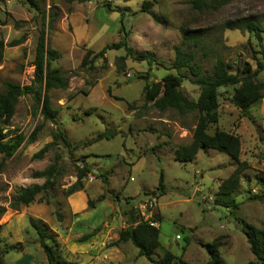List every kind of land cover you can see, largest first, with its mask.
Listing matches in <instances>:
<instances>
[{
    "label": "rangeland",
    "instance_id": "374dc122",
    "mask_svg": "<svg viewBox=\"0 0 264 264\" xmlns=\"http://www.w3.org/2000/svg\"><path fill=\"white\" fill-rule=\"evenodd\" d=\"M36 1L40 11L27 0H0V90L6 79L19 84L31 81L35 38L42 22L46 44L59 53L50 65L59 68L67 85L48 89L56 123L43 119L30 94L23 93L9 124L3 128L10 134L20 132L24 138L11 155H0V204L5 206L0 215V235L7 243L23 239L19 241L21 250L3 252L2 264H47L42 249L32 240L35 233L28 216L40 218L53 230L58 242L56 254L71 264H154L137 255L130 241L111 244L120 224L105 235H99L104 228L99 224L94 236L65 237L64 224L70 215L63 188L75 179L76 165L82 164L89 170L81 189L94 204L82 212L81 222L71 227L73 232H87L108 219L110 202L118 206L117 212L138 198L148 197L161 173L163 191L153 195L152 218L158 225L160 244L153 250V257L159 259L166 249L173 254L171 264H202L207 259L204 243L213 241L222 264H246L252 255L240 219L264 227V96L252 102L247 115H243L226 98L230 87L220 88L218 119L206 127L207 133L218 127L239 137L238 158L246 163L233 192L237 205L230 207L216 203L214 196L218 183L235 167L234 159L201 145L192 159H175L174 147L190 140L195 112L154 107L144 98L143 84L160 80L165 73L176 74L180 78L178 87L187 98L195 99L198 86L189 81L187 67L169 66L173 46L183 37L181 28L198 33L200 43L205 45H192L191 37L183 44L193 52L201 71H210L215 52L230 69L238 70L245 61L255 67L254 59L260 56L255 37L237 28L220 29L219 23L225 17L236 16L254 17L264 23V0H229L216 9L202 11L193 9L189 0H150L149 8L156 18L142 10L144 0ZM19 37H23L20 42L9 44ZM122 38L134 54L150 52L156 62L135 59L121 45L92 57L105 44ZM87 49L91 51L87 59L92 60L80 64ZM258 77H264V69ZM35 124H40L35 139L27 141ZM56 124L70 141V150L58 140L41 157H33L34 151L53 140ZM107 130L114 133L83 143ZM55 153L59 154L61 171L46 195L49 201L34 198L18 209L7 206L16 186L42 181L41 177H31L30 172L53 161ZM100 174L106 175L111 192L95 200L104 188Z\"/></svg>",
    "mask_w": 264,
    "mask_h": 264
},
{
    "label": "trees",
    "instance_id": "16d2710c",
    "mask_svg": "<svg viewBox=\"0 0 264 264\" xmlns=\"http://www.w3.org/2000/svg\"><path fill=\"white\" fill-rule=\"evenodd\" d=\"M70 2L72 0H66ZM86 1V0H76ZM229 0H189V4L196 10L216 9L220 5ZM28 4L36 10L40 11L39 3L36 0H27ZM150 0H144L142 10H145L151 17L156 18L155 12L149 8ZM108 5V3H107ZM43 18V12L41 11ZM51 21V17L49 18ZM220 29L237 28L239 30L247 31L252 34L258 44V51L260 56L255 57V67L247 61L238 70L229 68L228 63L217 52L213 53V60L211 62V69L209 72H203L199 69L198 64L194 61V54L191 50L186 49L183 44H186L188 37L192 38V45L198 47H205L200 43L201 37L194 31L188 32L182 30V40L180 44H175L174 56L170 61L169 66L172 68H179L186 66L189 72V81L198 86V92L194 100L186 97L184 92L176 87L179 84V76L176 74L165 73L160 80H153L151 83L145 82L143 84V92L145 100H151V104L158 108H174L179 113L194 111L195 120L191 128L190 140L187 143L180 144L173 149V156L180 161L190 160L195 156L198 147H213L230 155L235 161L233 170L218 183L214 200L216 203H221L225 206L235 207L236 201L233 197V192L239 182V174L245 160L238 158L239 154V137L237 134L214 127L212 133L206 132V127L210 123H215L218 119V97L222 94L220 88L226 89L230 87V91L226 98L238 109L241 114L247 115L248 106L264 96V77H258V73L264 69V23L260 22L254 17L250 16H236L225 17L219 23ZM23 37L15 38L9 44H15L22 40ZM123 46L126 53L135 59H143L148 63L156 62V59L150 52H140L134 54L131 47L122 38L116 43L105 44L93 56L101 54L106 48ZM188 46V45H186ZM2 49V40L0 39V54ZM91 51L87 49L80 61V64L91 62L92 57L87 59ZM205 54L206 50L203 49ZM58 51L46 44L43 22L37 30L35 44L32 57V77L29 83L19 84L12 80H3L2 89L0 90V155L7 157L11 155L14 150L22 142L24 136L20 132H13L12 134L4 130V126L9 124L10 117L14 111L15 103L19 95L29 93L33 99L35 110L39 112L43 119H48L56 123L55 112L56 109L51 106L48 89L49 88H64L67 85V80L63 76L58 67L51 66L50 61L57 58ZM40 124H35L27 136V141L35 139L37 130ZM114 133V130H107L97 133L90 139L83 141L84 144H89L91 140L101 137H109ZM52 141L45 142L36 151L32 153L33 157L39 158L51 144L56 141H61L68 150L71 148L70 141L66 138L64 132L55 125V132L52 133ZM59 154L55 153L54 160L46 164L40 169H34L30 172L31 177L43 178L41 182H33L27 185H18L10 194L7 206L12 209H18L20 205L30 203L34 198L37 201H49L47 194L51 193L54 185L57 183V177L60 174L61 167L57 162ZM75 179L63 188L64 196L69 193L81 189L83 186L82 179L89 167L85 164L76 165ZM102 182L104 183L103 190L96 195L95 200L105 197V194L111 192L107 186L106 175L100 174ZM162 175L159 174L157 185L150 192V195H159L163 191ZM39 195V196H37ZM115 199L118 198L117 193L113 195ZM124 201L129 202L127 198ZM94 201L87 199L86 207L93 206ZM5 206L0 204V215L4 212ZM121 215H124L125 225L117 229L116 237L111 241V244L118 242L130 241L136 248L137 255H143L154 264H171L173 254L164 250L159 259H155L152 255L153 250L158 247V225L151 224L146 219H142L132 208L131 205H126L121 208ZM151 219H153L151 217ZM150 219V220H151ZM155 220V218L153 219ZM241 230L244 234L245 240L248 244V249L252 255L246 264H264V227H258L251 222L240 219ZM28 224L33 228L35 237L32 240L42 249L47 264H71L62 255L56 254L55 247L58 242L55 239V233L51 228L40 218L28 216ZM1 227V223H0ZM99 225L94 226L90 231L83 232L78 236V239H85L95 233ZM207 251V259L202 264H222L221 258L216 249L215 242L210 241L204 243ZM22 249V243L19 241L7 243L0 235V264H2V254L8 249Z\"/></svg>",
    "mask_w": 264,
    "mask_h": 264
},
{
    "label": "crops",
    "instance_id": "0c3cea01",
    "mask_svg": "<svg viewBox=\"0 0 264 264\" xmlns=\"http://www.w3.org/2000/svg\"><path fill=\"white\" fill-rule=\"evenodd\" d=\"M36 182L39 183V181H36ZM65 198H66V202H67L68 207H69L68 212H69V215H70V219H69L68 223L64 224L65 225L64 228H66V229H64V228L63 229H64V233H66L65 235H67L65 237H69V238L73 237V239H75V238H78V236L81 233L73 232L71 227L73 225H75V223H80L81 220L83 219L82 218V212L86 211V209H87V207H86L87 196H86V193L84 192L83 189H77V190L69 193L68 195H66ZM111 204L113 206H111ZM107 206L110 207L109 208V213L107 212L108 215H109L108 219L105 218L103 221H101L100 223L96 224V225L100 224L101 226H104L103 229L99 230L100 231L99 235L100 234L105 235L106 231L110 230L113 227L119 226V224L121 226V222H122V220H124L120 211L115 212L117 210L118 206L116 208L115 205L113 203H111V202H110V204H107ZM110 209H112V210H110ZM114 216H116L117 218L113 219ZM49 225H51V224H49ZM2 226H3V224H1V227ZM91 228H93V226ZM59 230H61V229H59ZM59 230H57L58 233H60ZM90 230L91 229H89L88 231H90ZM0 231H1V229H0ZM74 233L76 235H74ZM96 233H94L93 236ZM16 234H17V232H16ZM16 241H23V239L17 238ZM66 260H68V259H66Z\"/></svg>",
    "mask_w": 264,
    "mask_h": 264
},
{
    "label": "built area",
    "instance_id": "2783aa9c",
    "mask_svg": "<svg viewBox=\"0 0 264 264\" xmlns=\"http://www.w3.org/2000/svg\"><path fill=\"white\" fill-rule=\"evenodd\" d=\"M155 205V197L153 195H149L145 198H138L135 203L132 204V208L135 212L142 218L149 221L151 224H156V220L151 219L152 217V209ZM151 219V220H150ZM122 225H125L126 222L122 220ZM121 225V226H122Z\"/></svg>",
    "mask_w": 264,
    "mask_h": 264
},
{
    "label": "water",
    "instance_id": "95a60500",
    "mask_svg": "<svg viewBox=\"0 0 264 264\" xmlns=\"http://www.w3.org/2000/svg\"><path fill=\"white\" fill-rule=\"evenodd\" d=\"M178 86H179V84L177 83V84H176V87H178Z\"/></svg>",
    "mask_w": 264,
    "mask_h": 264
}]
</instances>
